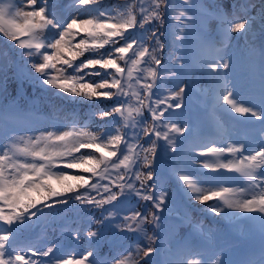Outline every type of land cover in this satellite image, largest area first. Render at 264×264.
<instances>
[{"label":"snow or ice","instance_id":"obj_1","mask_svg":"<svg viewBox=\"0 0 264 264\" xmlns=\"http://www.w3.org/2000/svg\"><path fill=\"white\" fill-rule=\"evenodd\" d=\"M255 7L0 0V41L20 51L15 74L99 117L38 126L0 79V264H232L218 237L172 216L165 177L218 216L258 221L260 258L245 264H264V0ZM193 96L202 115L180 119ZM70 203L85 219L69 235L87 237V249L28 239L33 218Z\"/></svg>","mask_w":264,"mask_h":264},{"label":"rangeland","instance_id":"obj_2","mask_svg":"<svg viewBox=\"0 0 264 264\" xmlns=\"http://www.w3.org/2000/svg\"><path fill=\"white\" fill-rule=\"evenodd\" d=\"M64 3H67L68 0H64ZM254 3L256 5V7L258 6V2L257 0H254ZM256 7L252 9L253 14H255V10ZM230 10V9H229ZM238 42L241 46H243L244 44V40L243 38H238ZM3 50L0 48V61L4 62L5 60V56L3 55ZM14 65H15V57H14V51L12 52V55L7 58V68L8 69H14ZM244 69H240L237 68L234 70L233 72V77L239 81L241 84L244 83V81L241 79L242 73L244 72ZM247 71H249L250 73H258L259 68L258 65L254 66L250 69H248ZM5 75V72L0 73V79ZM47 89H49V92H55L58 90L55 89H51V86H47ZM248 91L247 88L244 89V93H246ZM64 97L66 96V94H62ZM196 100V99H195ZM200 103H203L202 100H198ZM197 100L195 102H198ZM64 105H61L60 107V114L61 117H55V118H46L45 116L41 117L39 115H37V125L38 126H45V125H52V124H58V125H64V124H69L71 123V121H69V119L71 118L70 110H66L64 109ZM26 110L30 111L28 109V107H26ZM49 130H51V128H49ZM165 182L166 184H168L170 182V180L167 179V177H165ZM198 203V202H197ZM180 205V204H179ZM181 206V205H180ZM74 207L76 208L73 204L71 206V208ZM182 212L183 210L180 209ZM51 212L49 210H47L46 213H43L41 215H39V219L42 220L44 218L47 217L48 213ZM167 215V212L165 213ZM56 215H58L56 217ZM55 221H54V225L57 228L56 233H61L58 239H53L54 242L59 243L62 246V250H65L68 248L69 244L67 243V236L68 237H72L69 235V229L71 227H75L77 224L81 223L80 221V216L78 214V212H71L70 214L67 213H63V212H57L55 215ZM226 219V218H225ZM255 221H248V222H244L242 224H238L236 231L238 232V230L241 228L242 231L240 232V236H238V241L232 239L231 237H229V235L227 234V232L220 228L217 227L215 229V231L211 232V234L213 236L218 237L222 242H224V247H225V252L221 254V258L222 259H227L229 261L232 262V264H245V262H247V257L249 256V253H251L252 251L256 252V253H261V235L257 232L256 230V225L254 224ZM191 225H198L197 222H192L189 226L184 227L185 231H190L191 230ZM204 230L206 232L210 231V227L207 225H204ZM73 238V237H72ZM52 241V239H48L45 238L43 244H49ZM74 241V246L77 248V251H79V247L77 246V243H75V240L73 238ZM88 248V244H84L83 249H87ZM80 252V251H79ZM199 258V257H196ZM259 258H255L254 261L252 262H256L258 261Z\"/></svg>","mask_w":264,"mask_h":264},{"label":"trees","instance_id":"obj_3","mask_svg":"<svg viewBox=\"0 0 264 264\" xmlns=\"http://www.w3.org/2000/svg\"><path fill=\"white\" fill-rule=\"evenodd\" d=\"M50 100H51L52 105H54V103L58 102V100L55 99V98H51ZM73 100H74L73 101L74 104H77L79 106V113L77 114L76 117H79L81 119L85 115L84 112L86 111L87 106L90 105V102L83 101L79 97L73 98ZM93 119H95L96 121H98L99 120V117L96 116V117L89 118V120H90L89 124L92 123ZM73 171H78V170H73Z\"/></svg>","mask_w":264,"mask_h":264}]
</instances>
